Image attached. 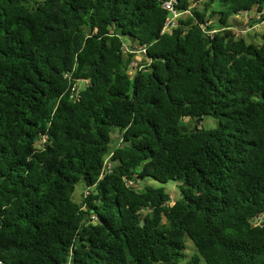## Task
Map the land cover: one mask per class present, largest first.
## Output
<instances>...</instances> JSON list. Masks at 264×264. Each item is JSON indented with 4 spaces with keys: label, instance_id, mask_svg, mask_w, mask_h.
Segmentation results:
<instances>
[{
    "label": "trees",
    "instance_id": "1",
    "mask_svg": "<svg viewBox=\"0 0 264 264\" xmlns=\"http://www.w3.org/2000/svg\"><path fill=\"white\" fill-rule=\"evenodd\" d=\"M166 1L0 0V264H264V0Z\"/></svg>",
    "mask_w": 264,
    "mask_h": 264
},
{
    "label": "rangeland",
    "instance_id": "2",
    "mask_svg": "<svg viewBox=\"0 0 264 264\" xmlns=\"http://www.w3.org/2000/svg\"><path fill=\"white\" fill-rule=\"evenodd\" d=\"M205 0H198L196 2L195 5L197 9H201L203 6V2ZM235 21V29L232 30V32L235 34L236 37L241 38L243 40H245L246 43H252V44H257L259 45L261 43V38L262 35L264 34V26L260 27V28H255L254 30L252 29H247L248 27L244 24L242 18L239 17H231L230 18V22H234ZM129 44L125 45V52H131V50H129ZM136 50H133L131 53L134 55V58L131 62L130 65V69L128 71V73L133 76L137 70H140L142 67L141 65L144 64V57H143V52L139 51V48L137 49L135 47ZM79 89H82L84 87V84H79L78 85ZM182 126L187 128L188 130L195 128L196 129H214L217 126V120H215L214 118L211 117H206L203 119V121H201L199 124L195 125L193 122L188 121L187 119H184L182 122ZM145 183L152 185L156 188H164L165 191L170 195V198L172 200V202L174 203L176 200H179L181 198L180 192L177 188V184L176 182H168L167 184H160L157 182H154L151 179H147L145 181ZM84 185L82 183H79L76 187H75V191L72 194V201L79 203L82 200V193L84 191ZM187 249L184 253V258L181 259L177 264H186L191 257L196 253L194 246L192 245V243L187 240ZM199 264H205L203 260L200 259V263Z\"/></svg>",
    "mask_w": 264,
    "mask_h": 264
},
{
    "label": "built area",
    "instance_id": "3",
    "mask_svg": "<svg viewBox=\"0 0 264 264\" xmlns=\"http://www.w3.org/2000/svg\"><path fill=\"white\" fill-rule=\"evenodd\" d=\"M173 4H174V0H168V1L164 2L162 5V8L168 12V18L165 21V24H164V27L162 30V34H170L171 31L177 27V23H178L177 20L181 16V14H179L173 8ZM239 16L242 18L244 24L248 27L247 29L254 30L255 28H260V27L264 26V19H263L264 10L262 12H256V11L243 12L236 17H239ZM201 28H202V30H204V25L201 26ZM234 29L235 28L231 29V31ZM208 34L211 35V33H208ZM139 51L143 52V54L145 53L144 49L139 48ZM71 91H72L74 96H78L77 85H74L71 88ZM45 142H46V136H42L40 138V140H38L36 142V148L37 149L41 148ZM104 169L105 170L110 169L109 157H107L105 162H104ZM85 195H87L86 192H85ZM92 219L95 220L94 217H92Z\"/></svg>",
    "mask_w": 264,
    "mask_h": 264
},
{
    "label": "water",
    "instance_id": "4",
    "mask_svg": "<svg viewBox=\"0 0 264 264\" xmlns=\"http://www.w3.org/2000/svg\"><path fill=\"white\" fill-rule=\"evenodd\" d=\"M197 1H198V0H195L193 4H196ZM195 130H196V129H195Z\"/></svg>",
    "mask_w": 264,
    "mask_h": 264
}]
</instances>
